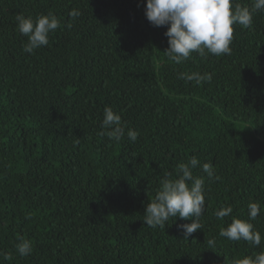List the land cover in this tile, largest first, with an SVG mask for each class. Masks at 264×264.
Returning a JSON list of instances; mask_svg holds the SVG:
<instances>
[{
	"label": "trees",
	"instance_id": "obj_1",
	"mask_svg": "<svg viewBox=\"0 0 264 264\" xmlns=\"http://www.w3.org/2000/svg\"><path fill=\"white\" fill-rule=\"evenodd\" d=\"M146 2L0 0V264H233L264 251V10L233 26L230 55L177 64ZM49 12L59 28L26 53L16 16ZM192 73L212 79L179 78ZM106 107L121 116L120 141L101 135ZM193 156L205 178L202 229L184 238L177 225L192 221L178 216L147 226L161 181ZM253 202L260 246L220 236L249 220ZM21 240L32 243L26 257Z\"/></svg>",
	"mask_w": 264,
	"mask_h": 264
},
{
	"label": "clouds",
	"instance_id": "obj_2",
	"mask_svg": "<svg viewBox=\"0 0 264 264\" xmlns=\"http://www.w3.org/2000/svg\"><path fill=\"white\" fill-rule=\"evenodd\" d=\"M262 10L264 0H254L250 7H242L236 4L235 0H147L145 15L153 26H167L164 35L168 39V48L165 53L173 62L179 64L189 59L193 52L202 57L208 54L230 55L233 26L238 24L245 28L250 27L253 16ZM71 15L76 17L79 12L73 10ZM16 21L18 31L28 38L23 50L29 54L35 49L47 46L50 33L60 26L59 19L51 12L35 19L21 13L16 16ZM179 78L195 80L199 84L211 81L212 76L192 73L181 74ZM102 127L109 131L102 132L101 135L106 134L110 139L120 141L125 135L121 116L111 107L104 109ZM138 135L135 130L127 131L128 138L133 142L137 140ZM198 165L200 161L193 156L187 163L177 166L176 178H171V173L166 175L155 198L145 207L143 221L147 226L165 228L169 218L178 216L182 220L192 221L177 225L183 231L184 238L188 239L192 233L202 229L203 225L199 219L205 211V178L196 177L192 172ZM201 168L209 180L218 179L211 163H204ZM232 211L231 206L222 207L215 215L218 219H223ZM260 212V204L250 203L249 220L234 219L227 228H221L220 236L233 241L244 240L259 247L262 236L249 221L255 220ZM208 244L214 247L215 241L209 240ZM16 249L21 257H26L32 253V243L29 240H21ZM10 258L5 254V259ZM233 264H264V251L236 259Z\"/></svg>",
	"mask_w": 264,
	"mask_h": 264
}]
</instances>
